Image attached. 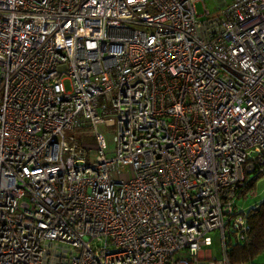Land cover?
<instances>
[{"label": "built area", "instance_id": "2783aa9c", "mask_svg": "<svg viewBox=\"0 0 264 264\" xmlns=\"http://www.w3.org/2000/svg\"><path fill=\"white\" fill-rule=\"evenodd\" d=\"M204 1L0 0V264H230L248 241L264 0Z\"/></svg>", "mask_w": 264, "mask_h": 264}, {"label": "rangeland", "instance_id": "374dc122", "mask_svg": "<svg viewBox=\"0 0 264 264\" xmlns=\"http://www.w3.org/2000/svg\"><path fill=\"white\" fill-rule=\"evenodd\" d=\"M230 0H227L229 2ZM216 0H205L203 3H196L195 7L198 13L203 11V6L209 10L211 14L215 13L217 7ZM98 129L104 134L106 141L108 143V147L110 150L114 148L113 142V134L115 133L116 126H104L100 125ZM79 138H81L82 142H88L93 144L94 138L91 136L90 128L85 127L81 134H79ZM89 156L93 154L91 150L88 151ZM253 174H249V178H252ZM243 195V194H242ZM239 196L235 198L238 207L244 209L245 211L249 210L253 207V205L259 203L262 199H264V174L259 175L254 181L251 188L244 192L243 196ZM219 242L217 234L213 236V243L210 246L212 250L213 258L219 257ZM253 264H264V252L260 253L253 261Z\"/></svg>", "mask_w": 264, "mask_h": 264}, {"label": "trees", "instance_id": "16d2710c", "mask_svg": "<svg viewBox=\"0 0 264 264\" xmlns=\"http://www.w3.org/2000/svg\"><path fill=\"white\" fill-rule=\"evenodd\" d=\"M262 175V174H259ZM252 177L241 194L252 187L253 181L259 176ZM249 239L245 243H233L228 252L230 264H253L252 261L264 252V199L248 210Z\"/></svg>", "mask_w": 264, "mask_h": 264}, {"label": "crops", "instance_id": "0c3cea01", "mask_svg": "<svg viewBox=\"0 0 264 264\" xmlns=\"http://www.w3.org/2000/svg\"><path fill=\"white\" fill-rule=\"evenodd\" d=\"M258 204V203H257ZM257 204H255V205H257ZM255 205H253V206H255Z\"/></svg>", "mask_w": 264, "mask_h": 264}]
</instances>
